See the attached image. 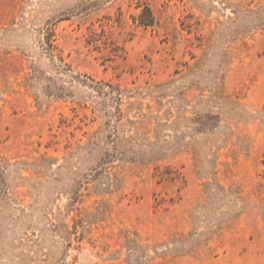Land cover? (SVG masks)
I'll return each instance as SVG.
<instances>
[{"label":"rangeland","instance_id":"374dc122","mask_svg":"<svg viewBox=\"0 0 264 264\" xmlns=\"http://www.w3.org/2000/svg\"><path fill=\"white\" fill-rule=\"evenodd\" d=\"M0 264H264V0H0Z\"/></svg>","mask_w":264,"mask_h":264},{"label":"trees","instance_id":"16d2710c","mask_svg":"<svg viewBox=\"0 0 264 264\" xmlns=\"http://www.w3.org/2000/svg\"><path fill=\"white\" fill-rule=\"evenodd\" d=\"M147 12L150 13L149 10H147Z\"/></svg>","mask_w":264,"mask_h":264}]
</instances>
